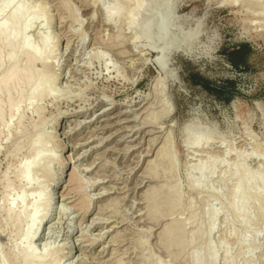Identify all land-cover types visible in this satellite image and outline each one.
Wrapping results in <instances>:
<instances>
[{
  "label": "rangeland",
  "instance_id": "1",
  "mask_svg": "<svg viewBox=\"0 0 264 264\" xmlns=\"http://www.w3.org/2000/svg\"><path fill=\"white\" fill-rule=\"evenodd\" d=\"M139 4L0 0V25L25 16L0 36V80L18 72L0 88V264H264V184L232 195L264 182V0H179L201 34L165 81L126 28Z\"/></svg>",
  "mask_w": 264,
  "mask_h": 264
},
{
  "label": "bare ground",
  "instance_id": "2",
  "mask_svg": "<svg viewBox=\"0 0 264 264\" xmlns=\"http://www.w3.org/2000/svg\"><path fill=\"white\" fill-rule=\"evenodd\" d=\"M138 4V3H137ZM140 4H141V0H140ZM139 4V5H140ZM151 6H153V7H162V8H168L169 9V6H167L166 7V0H154V1H152L151 3ZM135 8V7H134ZM140 8V7H139ZM136 9V8H135ZM134 9V10H135ZM23 12L24 11H21V10H18L17 11V13H16V15L13 17V18H8L9 19V21H8V19H7V23L6 24H2V25H0V36H3V38H4V41H5V44L7 45V46H10L11 45V41H12V39L13 38H21L22 36H23V32H24V29L23 28H17L16 26L19 24V23H21L22 22V20H23ZM136 13H135V20L132 22V20H131V22H132V24L131 25H129V26H127L126 28H127V30L130 32V34L132 35V37L134 38V42H132V44L133 45H138L139 44V42H140V40L136 37V35H135V33H134V25H135V23H136V21H137V19H138V13H139V9H137V11H135ZM25 17V16H24ZM111 17H112V15H108V20H110L111 19ZM34 19V18H33ZM35 19H36V17H35ZM34 19V21H36ZM149 20V17L148 16H145L144 18H143V23H146L147 21ZM24 21H25V19H24ZM33 21V22H34ZM26 22V21H25ZM1 24V23H0ZM33 26V25H32ZM29 28H31V27H29ZM200 31H201V29H200V26H198V25H195V26H192V28L190 27L189 29H187V30H185L183 33H182V35H180V36H177V37H175V38H173L171 41H172V44L173 45H176L177 47H180V48H182L187 54H190L192 51H193V49H194V47H195V44H196V42H197V40H198V38H199V34H200ZM137 33L139 34V35H145V32L142 30V28H140V29H138V31H137ZM146 43V42H145ZM23 52L29 57V58H31L30 57V51H29V49L27 48V46H24L23 47ZM32 56V58L31 59H35V60H42V61H44L45 60V56L44 55H42V54H33V55H31ZM18 77V72H17V69H15V68H12L11 69V71H9V73L7 74V75H5V77L4 78H2L1 80H0V88L1 89H6L10 84H11V82L12 81H14L16 78ZM170 76H169V73L168 72H166L165 73V76H164V81L167 79V78H169ZM29 83V82H28ZM44 84H45V82H41L40 83V85H39V83H38V86H36V88H35V95L36 94H39L41 91H42V88L44 89L45 87H42V86H44ZM28 85H30V84H28ZM40 95V94H39ZM9 103H11V102H9ZM15 107H16V105H11L10 106V110L11 109H15ZM9 110V111H10ZM84 145V144H83ZM42 158V154H41V152L38 150L30 159H28L26 162H25V164H23V166L21 167V172H22V174H24L25 172H26V170H34L37 166H38V161L40 160ZM42 162V161H41ZM29 170V171H30ZM202 171V170H201ZM205 171H207V173H208V171L209 170H205ZM203 172V171H202ZM210 172V171H209ZM206 173V174H207ZM240 181V180H239ZM25 182H26V186H31V182L30 181H28V180H25ZM57 182V181H56ZM56 182H54L53 181V187L52 188H54L55 186H56ZM198 183V182H197ZM196 183V184H197ZM200 183V182H199ZM201 184V183H200ZM262 184H264V182H259L257 179H245V180H243V182H241V183H239L238 184V186L235 188V190H234V194H232V195H234V200L236 199L237 200V202H238V204L236 205V206H238V208L240 207V204L241 205H244V202H245V200L247 199V197L246 196H251V192H252V190L255 188V186L256 185H261V186H263ZM51 185V186H52ZM197 187V186H196ZM58 199L60 198V197H57ZM53 199H52V197H51V199H50V204H51V201H52ZM235 200V201H236ZM256 201V200H255ZM248 202H251V201H248ZM259 203V202H258ZM251 204V203H250ZM253 204V203H252ZM36 205V204H35ZM37 206V205H36ZM248 206H250L249 204H248ZM241 207H243V206H241ZM237 208V209H238ZM243 209V208H242ZM239 210V209H238ZM237 210V211H238ZM236 211V210H235ZM236 211V212H237ZM239 211H241V208H240V210ZM238 211V212H239ZM244 211V210H243ZM243 211H241L242 213H243ZM36 212V211H35ZM37 213V212H36ZM35 213V214H36ZM38 214V213H37ZM244 214V213H243ZM234 216H235V214H233ZM34 216L35 215H31V216H29V218H28V220H27V222H26V226H25V228L22 230V232H21V235H20V239L22 240V242L24 243V244H26L27 242H28V240L29 239H31V238H33V237H35V238H37L36 240H38V238H40V236L42 235H40L39 234V228L34 232V233H31V231H32V225H33V218H34ZM215 214H214V212L213 213H211L210 214V216H209V219H208V221L210 222L211 220L213 221V220H215ZM20 218V216L18 217V219ZM237 218H239V217H237ZM35 219V218H34ZM47 219V218H46ZM214 222V221H213ZM208 224V223H207ZM213 223H210L209 224V226H211ZM214 226V225H213ZM213 226H212V228H213ZM211 228V227H210ZM212 228H211V231H212ZM34 230V229H33ZM208 232H210V231H208ZM31 233V234H30ZM212 233V232H211ZM198 234V233H197ZM208 235H210V234H208ZM30 236H32V237H30ZM197 236V235H196ZM195 238V237H194ZM193 239V238H192ZM209 245V244H208ZM69 248V247H68ZM70 251V250H69ZM203 251V250H202ZM209 252H210V249L208 250ZM194 255V254H193ZM210 255V261L207 263V264H215V259L214 258H216L214 255H211V254H209ZM15 258H17V257H15ZM20 260H22V262L24 263V264H29V263H31V262H33V260H34V257H33V254L29 251V249H25L23 252H22V254L20 255ZM194 258V263L195 264H200L201 263V260H202V258H200L199 256H198V253H197V255H196V253H195V256L193 257ZM79 262H81L82 263V261H79ZM83 264V263H82Z\"/></svg>",
  "mask_w": 264,
  "mask_h": 264
},
{
  "label": "water",
  "instance_id": "3",
  "mask_svg": "<svg viewBox=\"0 0 264 264\" xmlns=\"http://www.w3.org/2000/svg\"><path fill=\"white\" fill-rule=\"evenodd\" d=\"M152 1L154 0H141L138 19L134 25V33L140 41L146 42V46L155 53V63L161 72L166 73L173 54L182 53L187 55L182 48L173 45L171 40L182 35L185 30L192 26L198 25L201 29L202 21H196L191 25L178 17L176 13L179 0H166V7L169 6V9L153 7L150 4ZM145 16H148L149 20L143 23ZM140 28L145 32V35L137 33Z\"/></svg>",
  "mask_w": 264,
  "mask_h": 264
},
{
  "label": "trees",
  "instance_id": "4",
  "mask_svg": "<svg viewBox=\"0 0 264 264\" xmlns=\"http://www.w3.org/2000/svg\"><path fill=\"white\" fill-rule=\"evenodd\" d=\"M250 47L249 45L245 44V45H241L237 51H235L233 53V55L239 57V58H244L246 56V54L250 53Z\"/></svg>",
  "mask_w": 264,
  "mask_h": 264
},
{
  "label": "flooded vegetation",
  "instance_id": "5",
  "mask_svg": "<svg viewBox=\"0 0 264 264\" xmlns=\"http://www.w3.org/2000/svg\"><path fill=\"white\" fill-rule=\"evenodd\" d=\"M192 28V27H191Z\"/></svg>",
  "mask_w": 264,
  "mask_h": 264
}]
</instances>
